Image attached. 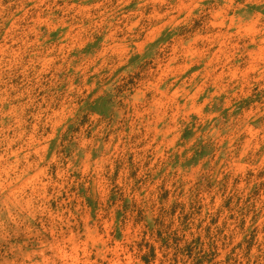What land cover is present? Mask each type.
Segmentation results:
<instances>
[{"label": "rangeland", "instance_id": "1", "mask_svg": "<svg viewBox=\"0 0 264 264\" xmlns=\"http://www.w3.org/2000/svg\"><path fill=\"white\" fill-rule=\"evenodd\" d=\"M0 264H264V0H0Z\"/></svg>", "mask_w": 264, "mask_h": 264}]
</instances>
